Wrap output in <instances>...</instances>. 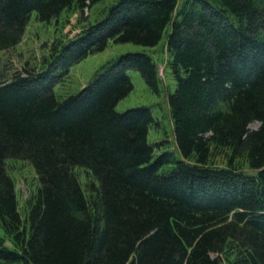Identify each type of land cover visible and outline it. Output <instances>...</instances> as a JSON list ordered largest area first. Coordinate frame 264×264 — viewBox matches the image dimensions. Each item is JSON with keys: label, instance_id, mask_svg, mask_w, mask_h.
<instances>
[{"label": "trees", "instance_id": "1", "mask_svg": "<svg viewBox=\"0 0 264 264\" xmlns=\"http://www.w3.org/2000/svg\"><path fill=\"white\" fill-rule=\"evenodd\" d=\"M102 1L0 0V52L33 14L51 23ZM168 29L180 159L155 156L150 108L116 110L134 91L131 70L159 93L152 56L125 54L65 99L54 91L110 43L155 48ZM215 150L228 151L225 168ZM9 159L39 176L26 223ZM76 168L98 184L91 199ZM0 230V264H264V0H119L43 73L0 79Z\"/></svg>", "mask_w": 264, "mask_h": 264}, {"label": "rangeland", "instance_id": "2", "mask_svg": "<svg viewBox=\"0 0 264 264\" xmlns=\"http://www.w3.org/2000/svg\"><path fill=\"white\" fill-rule=\"evenodd\" d=\"M179 1L182 3L184 0ZM118 2L119 0H103L85 11H80L76 6H73L51 23H42L37 19L36 14H33L21 43L14 49L0 52V79L8 80L16 74L33 73L38 75L43 73L72 38L104 19L109 9ZM169 32L170 29L155 48L135 44L110 43L104 52L91 55L83 62L72 66L68 75L64 76L55 86V93L60 99L78 94L93 81L105 66L117 61L125 54L146 53L152 56L159 71V93L152 92L140 73L131 70L129 76L134 84V91L118 104L116 110L119 113H124L135 108H150L156 121L149 135V143L155 149V156L158 157L164 152H173L180 159L181 155L175 141L174 121L169 105V96L175 92L177 86L170 71V56L166 46ZM258 126V124H253L251 129H256ZM228 154V151L225 150H215L211 163L216 167L225 168ZM237 164L242 172L256 174L250 169L245 158H239ZM6 167L8 174L15 181L20 213L26 223L30 203L40 188L39 176L30 162L21 159L7 160ZM74 172L87 197L91 199L93 197L92 186H98L96 180L84 168H76ZM1 239L10 245V241L2 230H0Z\"/></svg>", "mask_w": 264, "mask_h": 264}]
</instances>
